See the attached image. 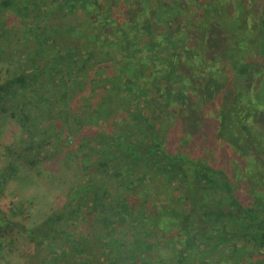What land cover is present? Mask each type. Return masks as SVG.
Instances as JSON below:
<instances>
[{
	"label": "trees",
	"instance_id": "16d2710c",
	"mask_svg": "<svg viewBox=\"0 0 264 264\" xmlns=\"http://www.w3.org/2000/svg\"><path fill=\"white\" fill-rule=\"evenodd\" d=\"M135 1L0 0L8 153L96 142L44 221L0 220L36 245L23 264H264L261 1Z\"/></svg>",
	"mask_w": 264,
	"mask_h": 264
},
{
	"label": "rangeland",
	"instance_id": "374dc122",
	"mask_svg": "<svg viewBox=\"0 0 264 264\" xmlns=\"http://www.w3.org/2000/svg\"><path fill=\"white\" fill-rule=\"evenodd\" d=\"M124 1L136 3L135 0ZM220 1L223 7L222 2L224 0ZM253 1H255V3L261 1L260 5L255 6V9L259 8L264 12V0H251L250 4H254ZM118 2H120V0H117L116 3ZM229 2L230 9H236L233 1L231 0ZM121 4L124 5V3ZM133 7L136 9V6ZM239 7H241V4ZM56 8H58V6H56ZM7 42L6 49L14 55L18 53V50H15L14 48L23 45V41H20V38L17 36L14 37V39H8ZM12 46L14 47L12 48ZM170 48L171 47H169V49ZM168 52L169 50L166 51L167 55ZM158 53L162 56V51H158ZM257 61L260 65L264 66V60L260 56ZM1 76L2 73L0 72V77ZM60 114V120L67 121L65 115L63 113ZM71 123H73V121H71ZM46 124L48 125V128H50V131H48L50 133L49 136H52L55 128H53L50 122H47ZM259 126L264 129V124L260 123ZM57 130H61L59 129V126ZM20 134L22 133L20 132ZM63 134L64 133H61L60 135ZM89 135V133H85L84 130L79 128L78 136H76L77 138H74V140L78 139L79 141L74 144L66 143L65 138L63 141L61 139L51 138L46 146H44L45 151L42 150V156L46 158H40V160H37L36 164L32 165V161L28 159L32 157L31 153L28 155L24 154L23 157L14 158L8 153L7 147L12 146L14 140L19 136V126L9 113L1 111L0 179L6 176L3 172H6L4 170L9 169V164L13 159L16 170L13 171L12 176L7 177L5 181L1 180L3 184L2 187H0V210L7 212L11 207H18L16 211L17 214L14 216L16 217V220H23L25 225L32 228L44 221L55 205H59L62 203L61 201H65L70 189L73 186H76L78 181L82 182L85 178L80 166L88 161L86 155L87 153L90 155L93 153L91 151V146L96 142H94L95 140L93 139L91 142L82 143L84 149H77L80 148L79 143L83 136L88 137ZM174 141L177 142L176 140ZM38 143H40V140ZM33 155H35L34 151ZM259 197L260 196H257V199ZM21 204L23 207L20 206ZM0 215H2L1 212ZM7 223V220H0L1 228L2 226L5 227L7 225L5 231L0 230L1 239L8 243L4 248H0V259H2L0 264H23L25 259L24 254L28 253L29 250L34 251L36 245H33L30 241L31 238H28L27 234L22 233L18 227L14 224ZM99 232L103 234L102 230H99ZM11 240H15V243L10 244ZM2 255H4V258H2Z\"/></svg>",
	"mask_w": 264,
	"mask_h": 264
}]
</instances>
